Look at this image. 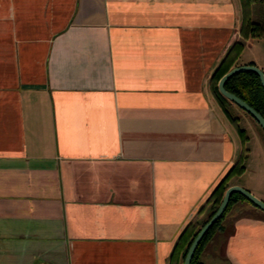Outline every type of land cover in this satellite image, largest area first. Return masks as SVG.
<instances>
[{"label":"crops","instance_id":"crops-1","mask_svg":"<svg viewBox=\"0 0 264 264\" xmlns=\"http://www.w3.org/2000/svg\"><path fill=\"white\" fill-rule=\"evenodd\" d=\"M239 0H0V264H183L172 254L238 159L211 75ZM264 22V3L250 5ZM264 72V37L235 65ZM235 104V103H234ZM229 178L264 201V139ZM203 264H264V211L238 199Z\"/></svg>","mask_w":264,"mask_h":264},{"label":"trees","instance_id":"trees-1","mask_svg":"<svg viewBox=\"0 0 264 264\" xmlns=\"http://www.w3.org/2000/svg\"><path fill=\"white\" fill-rule=\"evenodd\" d=\"M255 1L264 2V0H239L242 10L241 24L239 27L240 39L235 40L231 43V45L224 53L217 67L215 68L214 72L211 75V88L214 93V96L218 101L219 105L222 107L225 115L232 122V124L235 126L236 130L240 134L242 149L238 159L230 166V168L226 171V173L216 183V185L213 187L207 198V201L212 202V211L210 215L213 213L218 203L220 202L222 194L225 188L228 186L227 182L229 178L234 175L240 174L245 168L244 160L246 157V153L248 151V147L246 145L248 137L245 133V130L239 124L238 116L234 114L230 108V104L233 102L228 100L218 91L217 81L224 72H226L228 69H230L232 66L235 65L234 64L235 60L237 59L238 55L240 54L244 46V40L253 37H264V22L253 21L250 15V5ZM224 87L226 90L234 93L235 95L239 96L241 99L246 101L250 106L256 109L264 117V89L260 83L259 76L255 71L244 70L234 73L224 82ZM247 114L256 122V120L249 113ZM256 124L259 126L257 122ZM238 199H244L249 201L238 192L231 193L227 208L221 214V216L216 220V222L202 236L192 256L190 264H203L198 261V253L201 245L207 239V237H209L213 229L219 224V222L221 221L222 217L229 209L231 204ZM206 220L202 221L199 224L196 223L195 221H190L186 226H184V228L182 229V231L180 232L177 238L172 254L181 251L182 258H184L190 242L192 241L198 229L205 223Z\"/></svg>","mask_w":264,"mask_h":264},{"label":"water","instance_id":"water-1","mask_svg":"<svg viewBox=\"0 0 264 264\" xmlns=\"http://www.w3.org/2000/svg\"><path fill=\"white\" fill-rule=\"evenodd\" d=\"M244 70L255 71L258 74L260 83L264 89V72L257 65L247 64V63L234 65L230 69H228L226 72H224L217 81V89L224 97H226L228 100L235 103L237 106H239L241 109H243L247 113H249L256 120V122L259 124V126L264 132V117L256 109L250 106L246 101H244L243 99H241L239 96L235 95L234 93L226 90L224 87V82L231 75H233L236 72L244 71ZM233 192L240 193L246 199H248L250 202L256 205L259 209L264 211V201L260 199L259 197H257L256 195H254L248 189L238 184H232V185L227 186L222 194V197L216 209L213 211L210 217L205 221V223L198 229L192 241L190 242L186 250L184 259H183V264L191 263L192 256L202 236L216 222V220L221 216V214L225 211V209L228 206L229 200H230V195Z\"/></svg>","mask_w":264,"mask_h":264},{"label":"rangeland","instance_id":"rangeland-1","mask_svg":"<svg viewBox=\"0 0 264 264\" xmlns=\"http://www.w3.org/2000/svg\"><path fill=\"white\" fill-rule=\"evenodd\" d=\"M255 2H260V3H264V2H261V1H255ZM230 108H231V110H232V112L234 113V114H241V115H243V116H246V117H248L249 119H251L250 118V116L243 110V109H241L239 106H237L236 104H234V103H231L230 104ZM258 130L260 131V133H261V135H262V137H263V139H264V134H263V132H262V130H261V128L258 126ZM232 205V204H231ZM229 208H231V206L229 207Z\"/></svg>","mask_w":264,"mask_h":264}]
</instances>
